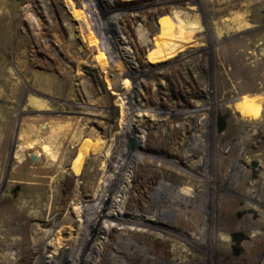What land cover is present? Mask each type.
<instances>
[{
  "label": "rangeland",
  "instance_id": "1",
  "mask_svg": "<svg viewBox=\"0 0 264 264\" xmlns=\"http://www.w3.org/2000/svg\"><path fill=\"white\" fill-rule=\"evenodd\" d=\"M34 2L0 0V264L87 232L138 264H264V0H99L139 65L129 117L77 0ZM163 16L193 46L147 64Z\"/></svg>",
  "mask_w": 264,
  "mask_h": 264
},
{
  "label": "built area",
  "instance_id": "2",
  "mask_svg": "<svg viewBox=\"0 0 264 264\" xmlns=\"http://www.w3.org/2000/svg\"><path fill=\"white\" fill-rule=\"evenodd\" d=\"M98 2L99 0H77L78 11L80 13L81 20L87 28V34H89V37L92 39L91 42L97 55L99 56L100 64L102 68H105L107 79L110 82L109 86H111V89L115 92V94L119 95L121 105H123L122 108H124L125 114L129 117V112L131 113L132 109H134L133 97L136 87L140 85V81L142 80L140 79L138 72L139 65H137L136 61H134L128 39L117 21L118 18L113 17L110 18V20H106L105 18L101 19V15L105 13V10L100 7ZM35 5L38 6L36 0L32 5V9H34ZM123 39L125 40V43ZM121 44H125L126 48H128L130 51L129 55L135 65L125 62V58L119 49ZM111 55L113 57L112 59H115L114 61L111 59ZM117 65L123 66V73H117V69H115V66L117 68ZM90 238H86L88 244L83 246L79 245L82 246V248L80 252H76L78 257L81 258L83 256L85 258V255L89 254L90 256L88 261L90 264L91 262L95 264H116L115 261L107 260L108 251L110 249L113 251L121 250L118 247H110L107 251L103 252L102 249L105 238L100 235H97V237L93 238L92 241H90ZM130 249L132 248L128 247V250ZM122 252H124L122 254L123 257L127 259L128 262H132V264H138L137 261L139 260H132L130 258L131 255H135L137 253L142 256V254L137 250L133 253H129L128 251Z\"/></svg>",
  "mask_w": 264,
  "mask_h": 264
},
{
  "label": "bare ground",
  "instance_id": "3",
  "mask_svg": "<svg viewBox=\"0 0 264 264\" xmlns=\"http://www.w3.org/2000/svg\"><path fill=\"white\" fill-rule=\"evenodd\" d=\"M109 1H111V0H109ZM82 2V1H81ZM165 18H166V16H163V17H160V23H161V28H160V32L157 34V42L159 41V45H157L156 47H154L150 52H148V54H147V57H146V60H145V62L147 63V64H149V63H154V62H158V61H160V60H165V59H169V58H171V57H173V56H175V55H177L178 53H179V51H181V50H183V49H185V48H187V47H190V46H193V44H192V42H191V38H190V36H189V31H182L183 33L182 34H180L179 33V31H178V28H176V25L174 26V25H172V20H170L169 19V17L167 16V21H169V24H168V26L172 29V33H171V31H170V33H168V30L169 29H167V26L165 27V25H166V21H165ZM168 27V28H169ZM153 29V28H152ZM167 29V33L168 34H170V35H172V36H174V41H170V43H164L163 45H162V41H161V38H159L160 37V35H162L161 34V32H163L164 30H166ZM153 31V30H152ZM171 36V37H172ZM160 39V40H159ZM148 40V39H147ZM123 41H124V43H125V40L123 39ZM149 41V40H148ZM119 49H120V51H121V53L123 54V56H124V58H125V62H127V63H129V64H134V62L132 61V59H131V57H130V55H129V53H130V51L128 50V48H126V46H125V44H121L120 45V47H119ZM113 57H112V55H111V59H112ZM113 61L115 60V59H112ZM116 62V61H115ZM135 65V64H134ZM123 66H118L117 65V68H116V66H115V69H117V73L119 72V73H123L122 72V68ZM132 111L134 112V113H136V114H139L140 115V111L139 110H136V109H132ZM138 112V113H137ZM221 156V155H220ZM221 160V159H220ZM222 162V161H221ZM220 163V162H219ZM237 168H239L238 166H236ZM236 167H235V169H236ZM234 171H236V170H234ZM213 196V195H212ZM191 199H193V201H194V203L196 202V198L194 197V198H188V200L186 201L187 203H192V200ZM180 203V202H179ZM197 203V202H196ZM183 204V203H182ZM181 205V204H180ZM183 206V205H182ZM186 206V205H185ZM198 206H199V204H198ZM184 207V206H183ZM191 207V206H190ZM201 208L203 209V208H205L204 206H201ZM200 208V209H201ZM187 209V208H186ZM191 209V208H190ZM201 209V210H202ZM184 210V209H183ZM198 210V209H197ZM201 210H199L200 212H201ZM185 211H187V210H185ZM191 211H193V209H191ZM183 212V211H182ZM197 212V211H196ZM207 212V211H206ZM185 213V212H184ZM202 213H203V210H202ZM181 214V213H180ZM186 214V213H185ZM197 214V213H196ZM195 214V215H196ZM205 214V213H204ZM202 215L203 217H202V219L200 220L201 221V224H199L198 226H197V228H198V231H199V233H200V231L204 228L203 227V224H204V222H205V218H206V216L207 215ZM106 215V214H105ZM112 216H111V218H116V216H115V214H111ZM187 215V214H186ZM191 216H193V214L191 215ZM212 216V215H211ZM185 217V216H184ZM184 217H182L181 219H185ZM218 217V216H217ZM187 218V217H186ZM192 218H194V217H192ZM97 220H99L97 223H98V225L99 224H101V226L102 227H105V223L104 222H101L102 221V218H101V216L99 215V217H98V219ZM186 221V220H185ZM184 221V222H185ZM191 221V220H190ZM194 222V221H193ZM188 223H189V221H188ZM98 225H96V223H94V226L92 225V227L91 228H97V226ZM205 225V224H204ZM240 226V225H239ZM99 228H101V227H99ZM218 228V227H217ZM93 229V230H94ZM97 230V229H96ZM194 230H196V228L194 229ZM219 232V231H218ZM224 232V231H223ZM153 234V233H152ZM253 234V233H252ZM89 232H87L85 235H83V237H84V239L85 238H90L91 237V235H90V237H89ZM162 236H163V234H162ZM221 237V236H220ZM224 238V237H223ZM227 238V237H226ZM78 240V236L77 235H75V237L73 238V240H71V242H70V244L63 250V251H61V253L59 254V253H57L56 255H55V257L54 256H52L51 254H53L54 253V251H55V248H54V243H57L56 241L55 242H53V243H51V247H49L48 249H45L44 247L41 249V251H40V253H39V255H38V257L36 256V260H34V262L32 263V264H42V262H44L46 259H53V260H55V264H90L89 263V261H88V259H89V254H86L85 255V258L82 256L81 258H79L78 257V255L76 254V252H80V250H81V248H82V246L83 245H85V244H88V241H87V239H86V242H84L85 240ZM222 239V238H221ZM229 239V238H228ZM224 241V240H223ZM121 242H122V244L123 245H125L126 247V251H128L129 253H133L134 251L136 252V250L139 252V253H141V252H143V250H142V247L140 246H138V247H136L137 245H135L134 243H132V239H129V238H125V237H123L122 238V240H121ZM225 243V242H224ZM132 244V245H131ZM79 245H82V246H79ZM128 247L129 248H132V249H130V250H128ZM43 249H45V250H43ZM46 251V252H45ZM125 251V252H126ZM16 252L15 251H11V253L10 254H15ZM124 252H122V251H116V250H112V249H110L109 251H108V258H107V260L109 261V260H111V261H115L116 262V264H132V262H128V260L127 259H125L124 257H123V254ZM7 253H4V256L6 255ZM3 256V257H4ZM80 259V260H79ZM91 264H95V263H93V262H91Z\"/></svg>",
  "mask_w": 264,
  "mask_h": 264
},
{
  "label": "flooded vegetation",
  "instance_id": "4",
  "mask_svg": "<svg viewBox=\"0 0 264 264\" xmlns=\"http://www.w3.org/2000/svg\"><path fill=\"white\" fill-rule=\"evenodd\" d=\"M178 31H179V33L180 34H182L183 32L181 31V30H179L178 29ZM226 42H228V39H225L221 44H225ZM192 85L195 87V83H192ZM193 98L194 99H196V90L194 91V95H193ZM221 114H219L218 116H217V120H216V126H217V129H218V125H219V116H220ZM229 116V115H228ZM227 116V117H228ZM227 117L225 118V121H224V124H225V126H224V128L223 129H225L226 127H227ZM242 236H244V235H242ZM169 255H171V254H169ZM150 254L149 253H147V256H146V258H145V261L143 262V264H153V259L152 260H150ZM158 256H159V258H160V261H162L161 263L162 264H165V254H164V252L163 253H161V254H158ZM172 256V255H171ZM252 256V255H251ZM250 257V254L248 255V258ZM174 260V259H173Z\"/></svg>",
  "mask_w": 264,
  "mask_h": 264
},
{
  "label": "water",
  "instance_id": "5",
  "mask_svg": "<svg viewBox=\"0 0 264 264\" xmlns=\"http://www.w3.org/2000/svg\"><path fill=\"white\" fill-rule=\"evenodd\" d=\"M230 114L229 111H227L224 115H220L219 116V125H218V130L221 131L223 130L225 124H224V121H225V118ZM32 159H36V155H33L32 156Z\"/></svg>",
  "mask_w": 264,
  "mask_h": 264
},
{
  "label": "crops",
  "instance_id": "6",
  "mask_svg": "<svg viewBox=\"0 0 264 264\" xmlns=\"http://www.w3.org/2000/svg\"><path fill=\"white\" fill-rule=\"evenodd\" d=\"M237 19H238V17H237ZM191 20H195V19H191ZM246 27H243V29H245ZM235 52H232L231 54L233 55Z\"/></svg>",
  "mask_w": 264,
  "mask_h": 264
}]
</instances>
